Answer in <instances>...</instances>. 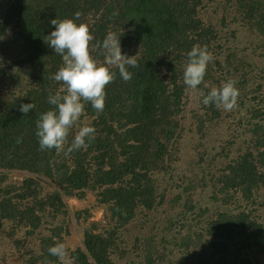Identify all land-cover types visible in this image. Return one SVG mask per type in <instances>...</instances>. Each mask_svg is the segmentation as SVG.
Returning <instances> with one entry per match:
<instances>
[{"label":"trees","instance_id":"16d2710c","mask_svg":"<svg viewBox=\"0 0 264 264\" xmlns=\"http://www.w3.org/2000/svg\"><path fill=\"white\" fill-rule=\"evenodd\" d=\"M239 18L264 38V0H0L2 264H264Z\"/></svg>","mask_w":264,"mask_h":264},{"label":"rangeland","instance_id":"374dc122","mask_svg":"<svg viewBox=\"0 0 264 264\" xmlns=\"http://www.w3.org/2000/svg\"><path fill=\"white\" fill-rule=\"evenodd\" d=\"M212 8L214 10V6H212ZM215 20L219 21L217 17L215 18ZM230 21L231 20H229V24ZM229 24H222V26L220 27L222 31L221 35L229 39V41H225L230 42L231 45H234L233 42H236L238 44L244 43L246 46L240 52H238V54L235 52L236 55L233 58V63L237 68H239V64L242 65L241 61L245 63V67L243 69L239 68V71H237L235 75L229 76V80L227 81H229L230 84L236 82L240 83L243 80H240L241 76H244V73L247 71L249 76H253L256 82H260L262 83V85H264V38L250 28L248 21H244L241 18H239V20L237 21H232V25L230 27ZM233 27H236V29H234L235 32L234 30L230 31V29ZM232 32L234 34H232ZM208 145L210 153L215 151L216 148L213 149L215 145ZM184 159L185 161L187 160L186 157H184ZM175 170L179 172V174H182L183 169L181 162L179 163V166L175 165ZM13 178H18L20 183L22 176L20 174H15V177L13 176ZM90 200L89 202L91 203L93 201V198L91 201ZM89 202H78L75 199H70L68 201V204L72 206L73 210H78L91 205L89 204ZM91 220L96 222H102L103 212L101 210L95 211ZM0 264H2V259H0Z\"/></svg>","mask_w":264,"mask_h":264}]
</instances>
